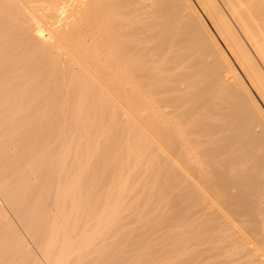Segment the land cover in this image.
Here are the masks:
<instances>
[{
  "label": "bare ground",
  "instance_id": "1",
  "mask_svg": "<svg viewBox=\"0 0 264 264\" xmlns=\"http://www.w3.org/2000/svg\"><path fill=\"white\" fill-rule=\"evenodd\" d=\"M0 194L30 264H264V0H0Z\"/></svg>",
  "mask_w": 264,
  "mask_h": 264
},
{
  "label": "rangeland",
  "instance_id": "2",
  "mask_svg": "<svg viewBox=\"0 0 264 264\" xmlns=\"http://www.w3.org/2000/svg\"><path fill=\"white\" fill-rule=\"evenodd\" d=\"M100 191V192H98ZM1 195V194H0ZM96 195V197H95ZM100 195V196H99ZM102 195L103 193H101V190H97L94 194V197L97 199H101L102 198ZM100 197V198H99ZM180 197L182 198V196L179 194V200H180ZM186 198V196H183L182 199ZM180 200L181 202L183 201L184 203V200ZM5 198L1 195L0 197V208L3 210L4 209V214L7 216L8 220L12 222L13 224V227L15 229V231L17 232V234H19L20 237H22L23 235V240H25V243L27 242L29 245H27L28 249L30 248L31 251H32V258H35V253L36 252V246H35V243L32 245V242L29 241L30 240V237L28 235V233L26 232V230H24L22 228V225L20 223V220L17 216V214L12 211L13 209L11 208V206L6 202ZM187 201V200H186ZM185 201V202H186ZM187 203V202H186ZM4 205V206H3ZM3 224V223H2ZM0 225H1V222H0ZM2 227V226H0ZM6 227V226H5ZM6 229V228H5ZM17 229V230H16ZM4 230V228H3ZM7 230V229H6ZM5 230V231H6ZM21 231V232H20ZM23 232V233H22ZM2 233V234H1ZM0 264H30L31 263V259L29 260V258H27L26 256H21L20 252L17 251L16 249V241H11L9 240L8 241V235L6 234L5 235V232L4 231H1L0 232ZM11 236V235H9ZM13 236V235H12ZM18 236V235H17ZM15 238V236H13ZM27 237V238H26ZM6 238V239H5ZM31 243V244H30ZM32 246V247H31ZM5 249H10V251L8 253H5V255L3 254L4 253V250ZM29 249V251H30ZM34 250V251H33ZM141 264H149V262H141ZM152 264V262H151Z\"/></svg>",
  "mask_w": 264,
  "mask_h": 264
}]
</instances>
